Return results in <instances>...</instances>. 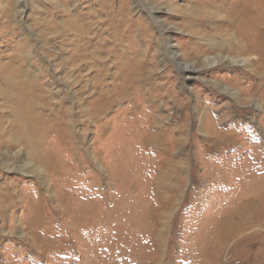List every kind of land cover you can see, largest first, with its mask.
Returning a JSON list of instances; mask_svg holds the SVG:
<instances>
[{
    "label": "rangeland",
    "instance_id": "rangeland-1",
    "mask_svg": "<svg viewBox=\"0 0 264 264\" xmlns=\"http://www.w3.org/2000/svg\"><path fill=\"white\" fill-rule=\"evenodd\" d=\"M138 1L0 0V64L18 73L0 68V264H264V46L250 48L260 69L253 59L187 74L186 62L251 55L179 33L191 0H170L175 15L160 14L174 32L150 19L154 30L137 38L149 31ZM189 42L198 48L175 61L169 44L184 52ZM124 58L142 72L123 69ZM154 135L164 148L145 142ZM244 205L252 229L216 240Z\"/></svg>",
    "mask_w": 264,
    "mask_h": 264
},
{
    "label": "bare ground",
    "instance_id": "bare-ground-1",
    "mask_svg": "<svg viewBox=\"0 0 264 264\" xmlns=\"http://www.w3.org/2000/svg\"><path fill=\"white\" fill-rule=\"evenodd\" d=\"M141 1V0H139ZM138 1V2H139ZM143 1V6L144 8L142 7H133V9L135 11H139L138 13H142L141 17H139L137 20H140V19H145L148 23V27L147 29H149V31L147 32H143V33H139L137 34V38H139L140 36H146V35H149L150 34V30H154V27L153 25L151 24L152 21L150 19H152L153 21H155V28H161V30L163 29L162 32H164L163 34L167 33L168 31H175L176 30V27H174L172 24H169V22L165 21V19L162 18V16H160L161 13L163 14H166V15H171V16H174L175 15V12H176V9L177 7L174 5V3H172V1L170 0H166L168 3L165 5V7H159L158 5L155 4V2H149L148 0H142ZM192 3L191 5L185 10L186 13L189 15V19L185 20L188 24V28H186V30H181L179 33H183L185 35H188L190 38L192 39H202V40H205L207 42H216L219 46L220 45H224L225 46H229L231 47V49L233 48L234 50H239V52H247L249 53V55L251 56H247L245 55V57L243 58H234L231 57V56H223L222 59L220 58H216L215 56L214 57H211V58H208L206 59L205 63L207 66L203 67V68H199V69H196L194 68V65L193 63H190L188 64L187 62L185 63L186 66L184 68L185 72L187 74H194V73H197V74H204L205 70L204 69H211L213 67H216V66H219L220 64H222L223 62H227L232 64L233 66H246L248 63H250L253 59H254V64H257L256 65V69H260L259 67V64H261V61H260V58H258L257 56H252V54H250V48H252L253 46L255 45H259V46H264V0H191ZM206 1V2H204ZM190 2V1H188ZM136 3V2H135ZM134 4V3H133ZM132 6V5H131ZM138 6V5H137ZM5 7V6H4ZM12 7V6H11ZM114 8V7H113ZM118 8V7H117ZM25 9V8H24ZM116 9V8H115ZM131 9V8H130ZM4 10H6L4 8ZM15 10V9H14ZM133 10V11H134ZM103 11V10H102ZM126 11V10H125ZM26 12V11H25ZM130 12V11H129ZM132 12V11H131ZM110 13V12H109ZM12 14V13H11ZM21 14V13H20ZM108 14V13H107ZM128 14V13H127ZM162 14V15H163ZM16 15V14H15ZM106 15V14H105ZM137 15V14H136ZM143 15H146L143 17ZM7 16V15H6ZM13 16V15H12ZM104 16V15H103ZM111 16V15H110ZM138 16V15H137ZM22 17V16H21ZM188 17V16H187ZM186 17V18H187ZM166 18V17H165ZM179 19V18H178ZM17 20V19H16ZM20 20V19H19ZM53 20V19H52ZM173 20V19H172ZM175 20V19H174ZM181 20V19H180ZM108 21V20H107ZM184 21V22H185ZM76 22V21H75ZM106 22V21H105ZM183 22V23H184ZM17 24H19L18 22H16ZM70 25V24H69ZM75 25V24H74ZM116 25V24H115ZM131 25V24H130ZM183 25V24H181ZM73 26V25H72ZM83 26V25H82ZM107 26V25H106ZM62 27V26H61ZM65 28V27H64ZM105 29V28H104ZM146 29V28H145ZM60 30V29H59ZM159 30V29H158ZM34 31V30H33ZM67 31V30H65ZM104 31V30H102ZM128 32V30H127ZM156 32V31H155ZM160 33V32H159ZM153 34V32H152ZM173 34V33H172ZM207 34V35H206ZM168 35V34H167ZM159 36V35H158ZM157 36V37H158ZM211 36V37H210ZM110 37V36H109ZM161 37V36H160ZM169 37V36H168ZM167 37V39H169ZM171 37V36H170ZM221 37V38H219ZM119 39V38H118ZM146 39V38H145ZM162 39V38H161ZM221 39V40H220ZM131 40V39H130ZM142 41V39H140ZM171 40V38L169 39ZM93 41V40H92ZM120 41V40H119ZM118 41V42H119ZM219 41V42H218ZM104 42V41H103ZM163 42V40L161 41ZM87 43V42H86ZM110 43V41H109ZM221 43V44H220ZM122 45V43H120ZM147 44V43H146ZM203 44V43H202ZM120 45V46H121ZM141 45L142 47H146L145 44H143L141 42ZM195 48H198L195 44H193L192 42H189L187 43V45L184 47V52L182 51H177L176 48L179 46V45H172V44H169V49L172 51L171 52V56L172 58L177 61L179 59H185V60H188L186 59L185 57V53H188V49L192 50L191 48L193 46ZM108 46V44H107ZM151 46V45H150ZM82 47V46H81ZM91 47V46H90ZM128 47L130 48H133L132 45H129ZM180 47V46H179ZM183 47V46H182ZM221 48V47H220ZM257 48V47H255ZM259 48V47H258ZM127 49V48H126ZM168 49V48H167ZM201 49V48H200ZM249 49V50H248ZM121 50V49H120ZM128 50V49H127ZM189 50V51H190ZM209 50V49H208ZM78 51V50H77ZM90 51V50H89ZM143 51V50H142ZM196 51V50H195ZM201 51V50H200ZM132 52V51H131ZM149 52V51H148ZM163 52V51H162ZM193 52V51H192ZM126 53V52H125ZM146 53V52H145ZM160 53V52H159ZM168 53V52H166ZM196 53V52H194ZM219 53V52H218ZM264 53V52H263ZM74 54V53H73ZM117 54V53H116ZM119 54V53H118ZM150 54V53H149ZM226 54V53H225ZM30 55V54H29ZM79 55V54H78ZM105 55V54H103ZM146 55V54H145ZM188 55V54H187ZM243 55V53H242ZM264 55V54H263ZM114 56V55H113ZM112 56V58H113ZM130 56V54H129ZM167 56V55H166ZM203 56V55H202ZM244 56V55H243ZM11 57V56H10ZM23 57V56H22ZM104 57V56H103ZM121 57V56H120ZM123 57V56H122ZM132 57V56H131ZM148 57V56H147ZM12 58V57H11ZM20 58V57H18ZM25 58V57H24ZM30 58V57H29ZM106 58V57H105ZM108 58V57H107ZM111 58V59H112ZM128 58V57H127ZM165 58V57H164ZM9 59V58H8ZM15 59V58H14ZM17 59V58H16ZM21 59V58H20ZM23 59V58H22ZM83 59V58H82ZM104 59V58H103ZM119 59V58H118ZM125 59V65L123 67V69H131L132 71H134V73H138V75L142 72V68H140V66H137L135 67V64H131L129 62V59L127 60L126 58ZM146 59V58H145ZM26 60V59H25ZM60 60V59H59ZM121 60V58H120ZM142 60V59H141ZM162 60V59H161ZM160 60V61H161ZM225 60V61H224ZM2 61V60H1ZM105 61V60H104ZM137 61V60H136ZM135 61V62H136ZM159 61V63H160ZM165 61V60H164ZM20 62V61H19ZM100 62V61H99ZM115 62V61H113ZM117 62V61H116ZM142 62V61H141ZM189 62V61H188ZM4 64V66H2L0 64V68H3L2 70H5V76H9L10 73L16 75L18 73H16L15 70H13L12 72H10V68H6V66H8V62H2ZM103 63V62H102ZM122 63V62H121ZM150 63V62H149ZM166 63V62H165ZM198 63V62H197ZM21 64V63H20ZM173 64V63H172ZM76 65V64H75ZM140 65V64H139ZM148 65V64H147ZM159 65V64H158ZM229 65V64H227ZM2 66V67H1ZM27 65H25L24 67H26ZM33 66V65H32ZM36 66V65H35ZM33 66V67H35ZM143 66V65H142ZM141 66V67H142ZM198 66V64H197ZM17 67V66H16ZM23 67V66H22ZM21 67V68H22ZM119 67V66H118ZM201 67V66H200ZM102 68H103V65H102ZM180 68V67H179ZM247 68V67H246ZM113 69V68H112ZM122 69V70H123ZM158 69V68H157ZM249 69V68H248ZM20 70V68H19ZM22 70V69H21ZM30 70H32L30 68ZM117 70V69H115ZM162 70V69H161ZM113 71V70H112ZM131 71V72H132ZM144 71V70H143ZM39 72V70H38ZM80 72V71H79ZM125 72V71H124ZM151 72V71H150ZM36 73V72H35ZM129 73V72H128ZM127 73V74H128ZM259 73H261L259 71ZM4 74V73H3ZM40 74V73H39ZM118 75H116V79H118V77L121 75L120 72L117 73ZM132 74V73H131ZM21 75V74H20ZM133 75V74H132ZM206 75V74H205ZM71 76V75H69ZM96 76V75H95ZM122 76V75H121ZM131 76V75H130ZM134 76V75H133ZM137 76V75H135ZM134 76V77H135ZM167 76V75H166ZM195 76V75H194ZM11 77V76H9ZM24 77L26 78V80L23 78V85H27V83L30 85V84H33V81L30 80L27 76L24 75ZM123 77V76H122ZM165 77V76H164ZM196 77V76H195ZM259 77V76H258ZM35 78V77H34ZM133 77H128V80L127 82H131V79ZM172 78V77H171ZM189 78V77H188ZM207 78H208V75H207ZM210 78V77H209ZM216 78V77H215ZM7 79V78H6ZM13 79V77H12ZM15 79V77H14ZM20 79V78H18ZM17 79V80H18ZM96 79V78H95ZM134 79V78H133ZM199 79L203 80L202 77H199ZM70 80V79H69ZM196 80V79H195ZM220 80V79H219ZM237 80V79H236ZM262 80V79H261ZM260 80V81H261ZM13 81V80H12ZM10 81V82H12ZM19 81V80H18ZM36 81V80H35ZM136 81V80H135ZM165 81V80H164ZM184 81V80H183ZM192 81V80H191ZM257 81V80H256ZM263 81V80H262ZM102 82V81H101ZM7 83V82H6ZM15 83V82H13ZM74 83V82H73ZM142 83V81H141ZM146 83V82H145ZM188 83V82H187ZM205 83V82H204ZM222 83V82H221ZM233 83V82H232ZM21 84V83H20ZM36 84V83H35ZM34 84V85H35ZM94 84V83H93ZM112 84V83H111ZM157 84V83H156ZM207 84V83H206ZM261 84V83H260ZM19 85V84H18ZM103 85V84H102ZM140 85V84H139ZM73 86V85H72ZM137 86V84H136ZM144 86V85H143ZM162 86V85H161ZM195 86V85H194ZM198 86V84H197ZM215 86L217 87H220L222 88L223 86L221 84H215ZM264 86V85H263ZM262 86V87H263ZM1 87V86H0ZM39 87V86H37ZM74 87V86H73ZM174 87V86H173ZM209 87V86H208ZM212 87V86H211ZM14 88V87H12ZM21 88V87H20ZM156 88V87H155ZM159 88V87H158ZM168 88V87H167ZM189 88V87H188ZM259 88V86H258ZM18 89V88H17ZM24 89V88H23ZM130 89V88H129ZM169 89V88H168ZM184 89V87H183ZM209 89V88H208ZM224 90V92L226 93H232V95L234 96V98L237 100V102H240V98L241 97V94L239 91H236V90H230L228 87L226 88H222ZM2 90V89H1ZM0 90V91H1ZM13 90V89H12ZM71 90V89H70ZM150 90V89H149ZM156 90V89H154ZM195 90V89H194ZM213 90V89H212ZM218 90V89H217ZM241 90V89H240ZM255 90V89H254ZM11 91V90H10ZM147 91V90H146ZM191 91V90H190ZM9 92V91H8ZM159 92V91H158ZM218 92V91H217ZM6 93V92H5ZM12 93V92H11ZM33 93V92H31ZM35 93V92H34ZM78 93V92H77ZM156 93V92H155ZM162 93V92H161ZM187 93V92H186ZM8 94V93H7ZM14 94V92H13ZM19 94V92H18ZM108 94V93H107ZM170 94V93H169ZM1 95V94H0ZM31 95V94H30ZM52 95V94H51ZM152 95V93H151ZM192 95V94H191ZM21 96V95H20ZM33 96V95H32ZM177 96V95H176ZM9 97V96H8ZM19 97V96H18ZM31 97V96H30ZM38 97V96H37ZM78 97V96H77ZM110 97V96H109ZM161 97V96H160ZM258 97V96H257ZM79 98V97H78ZM108 98V97H107ZM151 98V97H150ZM167 98V97H166ZM17 99V98H15ZM19 99V98H18ZM29 99V98H28ZM47 99V98H46ZM153 99V98H152ZM182 99V98H181ZM185 99V98H184ZM218 99V98H217ZM35 100V98H34ZM233 100V99H232ZM6 101V100H5ZM31 101V100H30ZM39 101V100H38ZM77 101V100H76ZM83 101V100H82ZM85 101V100H84ZM148 101V100H147ZM170 101V100H168ZM181 101V100H180ZM261 101V100H260ZM32 102V101H31ZM47 102V101H46ZM86 102V101H85ZM236 102V104H237ZM43 103V101L41 102ZM102 105H108V102L107 101H101ZM179 103V102H178ZM231 103V102H230ZM85 104V103H84ZM145 104V103H144ZM174 104V103H173ZM235 104V103H234ZM262 104V103H261ZM20 105V104H19ZM32 105V104H31ZM34 105V104H33ZM117 105V103H116ZM198 105V104H196ZM27 106V105H25ZM38 106V105H37ZM148 106V105H147ZM176 106V105H175ZM184 106V105H183ZM236 106V105H235ZM238 106V105H237ZM246 106V105H245ZM15 107V106H14ZM23 107V105H22ZM21 107V109H22ZM27 107H30V106H27ZM180 107V106H179ZM240 107V106H239ZM16 108V107H15ZM19 108V107H18ZM35 108V107H33ZM81 108V107H80ZM158 108V107H157ZM161 108V107H160ZM165 108V106H164ZM17 109V108H16ZM31 109V107H30ZM37 109V108H36ZM108 109V108H107ZM198 106L196 107V110H198ZM147 110V109H146ZM158 110V109H157ZM172 110V108H171ZM185 110V109H184ZM228 110V109H227ZM26 111V110H25ZM30 111V110H29ZM98 111V110H97ZM144 111V110H143ZM173 111V110H172ZM207 111V110H206ZM203 111L202 113L200 112L199 115H197V118H198V122H202L204 119H206V117L208 116V114L210 115L211 113H209L207 111ZM233 111V110H232ZM231 111V112H232ZM19 112V111H18ZM27 112H28V109H27ZM230 112V113H231ZM263 112V111H262ZM20 113V112H19ZM23 113V112H22ZM21 113V115H22ZM56 113V112H55ZM100 113V112H99ZM154 113V112H153ZM195 113V112H194ZM32 114V112H31ZM39 115H37V121L41 118H43V114L41 112H38L37 113ZM97 114V113H96ZM103 114V113H102ZM142 114V112H141ZM151 114V113H150ZM165 114V113H164ZM176 114V113H174ZM173 114V115H174ZM198 114V113H197ZM215 114V113H214ZM213 114V115H214ZM25 115V114H24ZM23 115V116H24ZM29 115V113H28ZM98 115V114H97ZM100 115V114H99ZM107 116V114H105ZM172 115V114H171ZM31 116V115H30ZM33 116V115H32ZM104 116V115H103ZM167 116V115H166ZM238 116V115H237ZM25 117V116H24ZM51 117V116H50ZM162 117V116H161ZM169 117V116H168ZM22 118V117H21ZM52 118V117H51ZM72 118V117H71ZM156 118V117H155ZM233 118V116H232ZM27 119H29L27 117ZM223 119V118H222ZM20 120V119H19ZM25 120V119H24ZM34 120V119H33ZM50 120V119H49ZM149 120V119H148ZM157 120V119H156ZM160 120V119H159ZM164 120V119H163ZM210 120V119H209ZM233 120V119H232ZM26 121V120H25ZM36 121V122H37ZM58 121V120H57ZM107 121V120H106ZM109 121V120H108ZM158 121V120H157ZM206 121V120H205ZM226 121V120H225ZM240 121V120H239ZM50 122V121H49ZM156 122V121H155ZM160 122V121H158ZM24 123V122H22ZM53 123V122H52ZM51 123V124H52ZM56 123V121H55ZM151 123V122H150ZM162 124V122H160ZM195 123V122H194ZM29 124V123H28ZM38 124V123H36ZM48 124V123H47ZM62 124V123H61ZM103 124V123H102ZM165 124V122H164ZM221 124V123H220ZM240 124V123H239ZM58 125V124H57ZM73 125V124H72ZM158 125V124H157ZM197 125V124H195ZM205 125V124H204ZM27 126V125H26ZM29 126H31V124H29ZM71 126V124H70ZM106 126V125H105ZM164 126V125H163ZM221 126V125H220ZM56 127V126H55ZM75 127V126H74ZM224 127V125H223ZM31 128H35V127H31ZM38 128V127H37ZM49 128V127H48ZM62 128V127H60ZM59 128V129H60ZM145 128V127H144ZM258 128V127H257ZM54 129V128H53ZM52 129V130H53ZM58 129V128H57ZM56 129V130H57ZM32 130V129H31ZM50 130V129H49ZM104 130V129H103ZM144 130V129H143ZM164 130V129H163ZM202 130V129H201ZM208 130V129H207ZM34 131V130H33ZM40 131V130H39ZM46 131V130H45ZM58 131V130H57ZM62 131V130H61ZM145 131V130H144ZM157 131V130H156ZM190 131V130H189ZM160 132V131H159ZM37 133V132H35ZM48 133V132H47ZM109 133V132H107ZM152 133V132H151ZM161 133V132H160ZM43 135V133H40ZM49 134V133H48ZM46 134V135H48ZM67 134V133H66ZM205 134V133H204ZM32 136V133L30 134ZM45 135V134H44ZM43 135V136H44ZM68 135V134H67ZM107 135V134H106ZM164 135V134H163ZM219 135V134H218ZM35 136V135H34ZM38 136V134L36 135ZM51 136V135H49ZM70 136V135H69ZM67 136V137H69ZM109 136V135H108ZM106 136V137H108ZM158 136H161V135H154L153 137H150L148 138L147 141H145L146 143H150L151 145L157 147V148H164V143L160 141V137ZM33 137V136H32ZM41 137V136H39ZM71 137V136H70ZM165 137V136H164ZM210 137V136H208ZM217 137V136H216ZM38 138V137H37ZM166 138V137H165ZM212 138V137H211ZM33 139V138H32ZM36 139V138H35ZM100 139V138H99ZM68 140V139H67ZM162 140V139H161ZM165 140V139H164ZM214 140V139H213ZM41 141L45 142L44 140L41 139ZM99 141V140H98ZM224 141V140H223ZM32 142V140L30 141V143ZM101 142V140H100ZM216 142V141H215ZM220 142V141H219ZM229 142V141H228ZM65 143V142H64ZM63 143V144H64ZM36 144V143H35ZM103 144V143H102ZM215 144V143H214ZM225 144V143H223ZM38 145V144H37ZM228 145V144H227ZM41 146V145H40ZM45 146V145H43ZM225 146V145H224ZM263 146V145H262ZM39 147V146H38ZM73 147H75L73 145ZM150 147V146H149ZM167 147V146H166ZM226 147V146H225ZM37 148V147H36ZM44 148V147H42ZM186 148V147H185ZM41 149V148H40ZM74 150V148H73ZM72 150V151H73ZM165 150V149H164ZM41 151V150H40ZM214 151V150H213ZM217 151V150H216ZM39 153V152H38ZM37 153V154H38ZM43 154H45L43 152ZM51 154V153H50ZM74 154H75V151H74ZM77 154V153H76ZM15 155V154H14ZM49 155V154H48ZM42 156V155H41ZM44 156V155H43ZM40 157V155L38 156ZM52 157V156H51ZM41 158V157H40ZM94 158V157H93ZM96 158V157H95ZM112 158V157H111ZM45 159V158H43ZM47 159V158H46ZM52 159H55V158H52ZM48 160V159H47ZM56 160V159H55ZM263 160V159H262ZM46 161V160H45ZM52 160H50V163H51ZM169 161V160H168ZM257 162V161H256ZM56 163V162H55ZM116 163V162H115ZM167 163V162H166ZM53 164V163H52ZM61 164V163H60ZM104 164V163H103ZM113 164V163H112ZM44 165V164H43ZM42 165V166H43ZM55 165V164H54ZM255 165V164H254ZM168 166V165H167ZM223 166V165H222ZM261 166V165H260ZM45 167V166H44ZM50 167V166H49ZM55 167V166H54ZM219 167V166H218ZM39 168V167H38ZM52 168V167H51ZM131 168V167H130ZM55 169V168H54ZM127 169V168H126ZM168 169V168H167ZM264 169V168H263ZM117 170V169H116ZM166 170V169H165ZM40 171V170H39ZM52 171V170H51ZM58 171V170H57ZM108 171V170H107ZM225 171V170H224ZM223 171V172H224ZM47 172V171H45ZM130 172V171H129ZM259 172V171H258ZM53 173V172H52ZM132 173V172H131ZM151 173V172H150ZM124 175V174H123ZM122 176V175H121ZM130 176V175H129ZM125 177V176H124ZM242 177V176H241ZM129 178V177H128ZM224 178H222L223 180ZM232 179V178H230ZM239 179V177H238ZM124 180V179H123ZM126 180V178H125ZM219 180V179H218ZM235 180V179H234ZM113 181H118V180H113ZM167 182V181H166ZM235 182V181H234ZM122 183V182H121ZM237 183V182H235ZM159 186V185H158ZM162 186V185H160ZM12 187V186H11ZM157 188V187H156ZM161 188V187H160ZM152 189V187L150 188ZM7 190V189H5ZM11 192V191H10ZM14 193V192H13ZM123 193V192H122ZM129 193V192H128ZM8 194V193H7ZM105 194V193H104ZM10 195V194H8ZM123 195V194H122ZM126 195V194H125ZM239 197V196H237ZM168 198H165L163 197V200H167ZM162 200V199H161ZM256 200V199H255ZM261 200V199H260ZM3 202V201H2ZM238 202V201H237ZM236 202V203H237ZM244 202V201H243ZM247 202V201H246ZM249 202V201H248ZM256 202V201H255ZM254 202V203H255ZM132 203V202H131ZM253 203V202H252ZM257 204V203H256ZM255 204V205H256ZM258 205V204H257ZM260 205V204H259ZM236 206V205H235ZM240 206V205H239ZM251 207V206H250ZM2 208V207H1ZM235 208V207H234ZM238 208V207H237ZM252 208V207H251ZM257 208V207H256ZM236 210V209H235ZM238 211V212H237ZM260 211V210H259ZM158 212V211H157ZM237 214L234 216V219L233 220H229V221H224V223L221 224V227L219 229V232H218V235L215 236L216 240L219 239L221 242L222 241H229L231 236L234 235V234H241V233H244L246 232L247 230L250 231L252 229V226L255 225L254 224V216H253V213H252V210H250L249 206L248 205H244V206H241L239 210H236ZM264 212V211H263ZM234 213V212H233ZM258 213V212H257ZM235 214V213H234ZM233 214V215H234ZM231 215V214H230ZM157 217V216H156ZM167 218V217H166ZM256 219V218H255ZM228 220V219H227ZM263 220V219H262ZM169 222V221H168ZM258 221H256L255 223H258ZM264 223V222H263ZM116 225V224H115ZM114 225V226H115ZM119 226V225H118ZM161 226H163V229L167 228L168 226L166 225V223H162ZM120 227V226H119ZM106 228V227H105ZM160 231V230H159ZM253 231V230H252ZM263 234V232H262ZM255 235V234H254ZM164 237H165V233L160 231L157 233V244L158 246H162L163 245V242H164ZM233 237V236H232ZM256 237L257 234H256ZM252 238H254V236H252ZM238 239V238H237ZM261 239V237H260ZM214 241V240H213ZM152 244V243H151ZM211 244V243H210Z\"/></svg>",
    "mask_w": 264,
    "mask_h": 264
}]
</instances>
